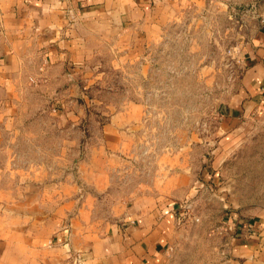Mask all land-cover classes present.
Masks as SVG:
<instances>
[{
    "label": "crops",
    "instance_id": "obj_1",
    "mask_svg": "<svg viewBox=\"0 0 264 264\" xmlns=\"http://www.w3.org/2000/svg\"><path fill=\"white\" fill-rule=\"evenodd\" d=\"M217 3L0 0V264H172L197 239L182 206L201 182L220 198L210 212H225L196 225H209L201 262L264 264V176L262 192L248 194L233 170L247 145L264 150L250 140L264 133V11L250 20L241 75L210 137L163 124L148 86L153 52L180 24L206 29ZM138 65L139 98L111 107L86 91L104 70ZM197 69L213 85L212 65Z\"/></svg>",
    "mask_w": 264,
    "mask_h": 264
},
{
    "label": "rangeland",
    "instance_id": "obj_2",
    "mask_svg": "<svg viewBox=\"0 0 264 264\" xmlns=\"http://www.w3.org/2000/svg\"><path fill=\"white\" fill-rule=\"evenodd\" d=\"M217 1L219 3L212 13H209L207 23L203 24L206 29L200 25L195 33L196 31H190L187 24H180L174 27L172 36L163 47L153 52L154 69L150 72L148 84L150 90L154 92L155 104L165 110L163 124L171 128L177 124H184L195 130V134L203 139L210 137L208 130L220 122L219 106L223 103L222 95L226 90L233 91L236 88L243 68L239 53L240 45L250 28V20L258 18L264 11V0ZM195 44L202 46V49L197 52L190 51L189 45ZM201 61L202 65L211 64L216 71L217 77L213 85H208L204 81L199 82L197 68ZM104 71L101 78H105V81L95 82L86 90L90 97L102 98L100 100L109 106L117 107L128 101L129 97L139 98L144 92V73L140 65L132 70L126 68ZM200 73L204 76L202 69ZM93 79H98V74L95 73ZM103 106V103L94 101L90 103V109L94 112L110 110ZM100 120L104 122L105 117H100ZM250 140L264 141V133H255ZM261 152L264 150L258 149L257 145L249 144L242 155L244 161L240 158L238 163L234 164L235 173H245V180L237 182L240 191L244 189L248 194L262 192L258 189L261 180H257L258 173L264 176V162L258 160V154ZM201 183L199 197L186 201L190 207L183 215V222L189 225L191 234H196L197 239L188 241L185 248L179 249L180 252L172 264H203L202 259L206 258L210 251L211 240L207 228L209 225H206L204 220L202 222L205 224L204 229L196 225L201 223L202 218L217 221L225 213L222 209L218 211L212 209L210 212L209 209L214 207L213 202L220 198L216 197V188L212 182ZM204 233L205 238L202 236ZM199 256L201 260L198 259L196 262Z\"/></svg>",
    "mask_w": 264,
    "mask_h": 264
},
{
    "label": "built area",
    "instance_id": "obj_3",
    "mask_svg": "<svg viewBox=\"0 0 264 264\" xmlns=\"http://www.w3.org/2000/svg\"><path fill=\"white\" fill-rule=\"evenodd\" d=\"M262 21L264 22V17L262 18ZM189 207H190V205H188V204H186V203H185L184 206H182V208H184L185 211H186V209L189 208Z\"/></svg>",
    "mask_w": 264,
    "mask_h": 264
}]
</instances>
